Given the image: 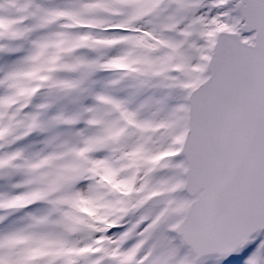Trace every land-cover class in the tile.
I'll list each match as a JSON object with an SVG mask.
<instances>
[{
    "label": "snow or ice",
    "instance_id": "6c2138e0",
    "mask_svg": "<svg viewBox=\"0 0 264 264\" xmlns=\"http://www.w3.org/2000/svg\"><path fill=\"white\" fill-rule=\"evenodd\" d=\"M0 264H264V0H0Z\"/></svg>",
    "mask_w": 264,
    "mask_h": 264
}]
</instances>
